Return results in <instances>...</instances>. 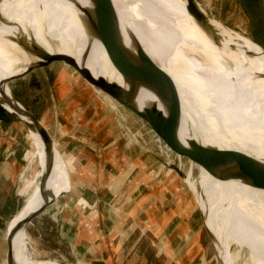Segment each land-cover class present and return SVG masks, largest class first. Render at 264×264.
Returning <instances> with one entry per match:
<instances>
[{"label":"bare ground","instance_id":"bare-ground-1","mask_svg":"<svg viewBox=\"0 0 264 264\" xmlns=\"http://www.w3.org/2000/svg\"><path fill=\"white\" fill-rule=\"evenodd\" d=\"M74 1L84 19L91 16L98 21L92 0ZM101 3L119 23L129 48L139 44L172 81L182 110L203 141L264 157V58L260 51L242 44L208 15L206 20L211 26L207 30L201 28L188 12L186 0H101ZM0 12L8 20L18 22L27 33L42 39V33L47 34L56 49L76 56L82 54L86 43L83 23L79 11L67 0H1ZM142 15L153 23L154 35L145 30L148 28L143 29L139 19ZM157 22L167 33L168 29L172 31V42H160L155 35ZM90 33L86 64L98 62L101 74L120 83L102 43ZM13 36L10 27L0 26V78L22 71L29 60ZM30 138L33 150L29 149L25 173L31 171L34 156L37 165L40 156L39 136L33 132ZM198 168L197 179L187 172L184 182L204 214L220 263L236 264L241 251H245L247 262L264 264V190L216 179L201 166ZM26 187L24 179L22 194ZM25 206L31 208L26 201ZM23 215L24 207L11 224ZM18 238L27 241V234L20 230L14 238L15 258L25 264L15 250Z\"/></svg>","mask_w":264,"mask_h":264},{"label":"crops","instance_id":"crops-1","mask_svg":"<svg viewBox=\"0 0 264 264\" xmlns=\"http://www.w3.org/2000/svg\"><path fill=\"white\" fill-rule=\"evenodd\" d=\"M57 80L62 86L56 93L57 98L69 96L68 103L80 109L82 116L85 110L92 108L90 114L96 115V119L69 116V131L62 125L54 129V141L62 156L70 161V182L57 151L54 167H47L40 143L38 170L25 197L31 208L24 204L25 214L40 204L41 190H53L56 194L69 190L32 220L26 234L40 244L49 242L53 259L75 264H198V259L189 258V240L198 232V228L191 226L189 201L184 196L181 200L182 195L177 194L175 202L174 193L163 186V182L151 178L152 169L145 168L139 156L141 148L128 149L123 135L113 132L115 120L107 114L108 109L93 99L88 89L82 85L77 89V85L67 82L63 86L65 81L60 77ZM86 124L90 126L86 127L88 130H81ZM60 126L62 130H57ZM0 127L3 130L0 136V264H6L5 230L17 211L18 198L24 195L21 187L31 143L27 128L18 119L0 120ZM64 131L69 135H61ZM57 138H67L70 143L76 139L71 148L75 161L64 155L60 146L63 141ZM90 141L98 147L92 146ZM148 156L153 162L157 161L150 154L145 158L150 160ZM42 169L43 173L46 169L47 175L40 190ZM146 171L148 174L143 177ZM139 187H143V194L137 199L120 200ZM44 221L48 228L42 226ZM138 221L142 227H138ZM145 235L150 241L152 235L155 241L162 238V244L142 245L141 238ZM15 242L17 257L22 263L49 264V260L33 259L28 254L27 241L18 238Z\"/></svg>","mask_w":264,"mask_h":264},{"label":"water","instance_id":"water-1","mask_svg":"<svg viewBox=\"0 0 264 264\" xmlns=\"http://www.w3.org/2000/svg\"><path fill=\"white\" fill-rule=\"evenodd\" d=\"M67 1L73 9L75 7L79 11L83 23L86 43L79 56L56 49L49 42L47 34L45 36L42 33L47 47L39 44L32 33H27L18 22L8 20L0 12V23L14 31L13 40L29 58L22 71L0 79V106L23 123L29 134L34 132L39 136L47 167H54L55 151L62 154L43 122L13 96L9 83L25 77L34 70L60 63L65 66L64 69L70 68L74 72L70 76L71 79L69 74L58 73V77L62 80L74 86L77 85L75 86L77 89L81 85L84 86L94 97H98V101L108 110H114V112L116 110L119 114L120 110H126L143 126H146L148 132L152 133L153 140L167 157H157V159L164 167L174 170L183 180L187 172H192L191 167L194 166L199 171L198 166H201L216 179L234 181L264 190V157L226 149L203 141L201 135L195 132L191 120L182 110L172 81L147 57L146 52L139 44L132 43L133 46L135 45L134 48H129L119 23L111 16L101 0H92L98 21L91 16L87 20L84 19V14L81 15L82 10L78 4L74 0ZM186 4L188 12L195 21L201 28L207 30L211 25L206 20L207 14L198 1L186 0ZM42 31H44L43 28ZM90 31L102 43L109 62L119 75L120 83L101 74L98 62L94 61L89 66L86 64L90 52ZM182 160L188 161L190 165L186 171L182 168ZM46 175V169H44V173L42 169L39 180L40 190ZM68 177L70 178V176ZM67 191L56 194L53 190H41L38 207L23 215L12 225V219L25 204V197L18 198L17 211L8 221L5 230L6 264H20L14 255L16 234L20 230L26 233L32 220ZM198 210L202 225L210 237L216 263L221 264L214 238L205 226L204 214L199 208ZM48 263L75 264L65 260H49Z\"/></svg>","mask_w":264,"mask_h":264},{"label":"rangeland","instance_id":"rangeland-1","mask_svg":"<svg viewBox=\"0 0 264 264\" xmlns=\"http://www.w3.org/2000/svg\"><path fill=\"white\" fill-rule=\"evenodd\" d=\"M199 5L203 8L205 13L222 29L230 33L234 38L238 41L242 42L245 46L249 48H253L257 50L256 52L260 51L259 55L264 58V0H197ZM141 25H143V29L154 35V28L153 23L151 24L146 16L142 15L139 16ZM162 24V23H161ZM0 26H4L0 23ZM155 27V35L159 38L160 42H172L174 39L172 38L173 34L172 31L168 29L166 32L165 28L157 22ZM35 40L47 47L45 43V39L40 38L37 34L32 33ZM156 40V39H155ZM259 43L262 47L257 44ZM25 58L28 59V56L25 54ZM65 67L63 64L55 63L49 66L48 68H41L32 71L30 74L26 75L23 78L11 81L9 83V87L13 96L28 110H30L38 119H40L43 124L46 126L47 130L51 134L54 139V129L58 125H62L63 128H66L68 131L70 130V126L67 124L71 120L69 116L78 117V115L83 119H96V115L93 114L91 116L90 112L93 110L92 108H88L85 110L86 112L81 115L78 108L70 106L68 103L69 96L66 98H57L56 93L58 94L61 89L60 82L57 80L58 73H66L69 74V78L74 72L70 68H63ZM6 77L5 74L1 75V78ZM0 78V79H1ZM78 78V77H77ZM71 79V78H70ZM79 79V78H78ZM59 82V83H58ZM66 82L62 85L64 86ZM64 91V90H63ZM62 93V92H61ZM98 98V97H97ZM96 97L93 99L98 100ZM70 106V107H69ZM120 109V108H119ZM79 112V113H78ZM107 114L110 116L111 119H114V130L113 132H120L122 137L125 139V143L127 144L128 149L131 151L133 149L141 148V157L142 164L144 167L152 169L151 178L155 180H159L163 186H167L168 189L172 193H174V201L177 202L178 198L176 195H182L180 198L183 200V196L185 200L189 201V209H190V221L191 226L197 229L198 232L194 233L189 240L188 248H190L189 258L190 260L194 261L196 259L199 260L198 264H217L214 256V249L208 236L205 228L201 222V215L198 210V205H196L197 200H195L194 194L189 190L184 180L172 169L164 167L157 157L160 158H167L163 151L159 148L157 143L153 140L151 136V132L143 126L137 118L131 115L126 110H120V114L115 110H108ZM106 116H103L105 118ZM64 119V121H63ZM57 120V121H55ZM68 120V121H66ZM63 121V122H62ZM117 121V122H116ZM55 122V123H54ZM61 122V124H58ZM84 128L81 130H88L86 127H90L86 124ZM60 126L57 130L61 129ZM62 130V129H61ZM58 132V131H57ZM69 135V132L64 131L61 135ZM60 136V135H59ZM86 138V135H84ZM30 138V134H29ZM84 140V138H80ZM58 141H63L60 145L62 150L64 151V155L69 158L71 157L72 152L71 148L75 145V140L70 143L69 139H58ZM121 141V140H120ZM30 147L28 149L33 150L32 140L30 138ZM91 145L94 146L95 144L91 142ZM78 144V143H77ZM260 144V143H259ZM59 146V147H60ZM87 149L89 148L86 146ZM97 148L98 146L95 145ZM89 150H91L89 148ZM138 150V149H137ZM58 152V151H57ZM76 152V151H75ZM59 154V152H58ZM139 154V153H138ZM151 155L157 161L153 162L152 158L149 157L145 158L146 155ZM60 159L62 160L65 169H66V176L68 180H70L69 176V159L67 160L62 155H60ZM27 157V153L25 155ZM153 158V159H154ZM154 159V160H155ZM88 159H86L87 161ZM73 161V163H74ZM86 161H83L85 163ZM188 161L182 160V168L183 170H187L189 168ZM161 164V165H160ZM108 168L111 167L110 165L107 166ZM31 171L25 173L23 177L27 181L26 192L24 193L23 197H26L30 192V184L29 182L34 178L38 170L37 160L34 156V162L31 166ZM154 170V171H153ZM192 178L197 179L199 171L196 167H191ZM148 171L143 172L142 176L146 177ZM159 182V183H160ZM22 183V184H23ZM70 187V186H68ZM143 187H139L129 195L121 197V201H131L138 198V196L142 195L143 191L141 192ZM65 189L64 191H67ZM63 192V191H62ZM61 193V192H60ZM168 196L170 194L168 193ZM123 198H125L123 200ZM138 227H142L141 221H138ZM135 224V223H134ZM43 227L48 228L47 222H43ZM200 234V235H199ZM199 235V236H198ZM150 237L147 235L143 236L141 239V243L144 246H153L157 244H162V238L157 239L155 241V237L151 236V241L149 240ZM139 244V243H137ZM147 248V247H146ZM235 248V247H234ZM233 248V249H234ZM149 250V248H147ZM235 250V249H234ZM27 252L33 259H45V260H54L53 252H52V245L47 243H41L37 241L36 238L30 237L27 233ZM162 254V253H161ZM247 254L245 251H241L240 257L236 264H250L247 262L246 258ZM188 257V256H187ZM161 255L159 256V259ZM61 260V259H60Z\"/></svg>","mask_w":264,"mask_h":264},{"label":"trees","instance_id":"trees-1","mask_svg":"<svg viewBox=\"0 0 264 264\" xmlns=\"http://www.w3.org/2000/svg\"><path fill=\"white\" fill-rule=\"evenodd\" d=\"M11 119H14V117L6 112L1 106H0V120L1 121H9Z\"/></svg>","mask_w":264,"mask_h":264},{"label":"built area","instance_id":"built-area-1","mask_svg":"<svg viewBox=\"0 0 264 264\" xmlns=\"http://www.w3.org/2000/svg\"><path fill=\"white\" fill-rule=\"evenodd\" d=\"M3 134V130L2 128L0 127V136Z\"/></svg>","mask_w":264,"mask_h":264}]
</instances>
